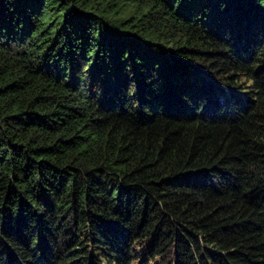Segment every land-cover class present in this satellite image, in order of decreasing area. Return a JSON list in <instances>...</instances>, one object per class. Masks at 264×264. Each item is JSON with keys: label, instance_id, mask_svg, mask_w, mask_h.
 I'll return each instance as SVG.
<instances>
[{"label": "trees", "instance_id": "1", "mask_svg": "<svg viewBox=\"0 0 264 264\" xmlns=\"http://www.w3.org/2000/svg\"><path fill=\"white\" fill-rule=\"evenodd\" d=\"M137 258L264 264V0H0V264Z\"/></svg>", "mask_w": 264, "mask_h": 264}, {"label": "rangeland", "instance_id": "2", "mask_svg": "<svg viewBox=\"0 0 264 264\" xmlns=\"http://www.w3.org/2000/svg\"><path fill=\"white\" fill-rule=\"evenodd\" d=\"M157 71L155 72V73H157V72H159L160 71V69L157 67V69H156ZM238 82H240V83H244L245 81H244V78L243 77H241V79L238 81ZM140 250H142V248H140ZM140 252V251H139ZM107 253H106V251L105 250H103L99 255H98V257L101 259V260H103V261H106V260H104L105 258H106V255ZM140 258H137V260L136 261H134V263H132V264H143V262L141 261L140 262V260H139ZM146 261V260H145Z\"/></svg>", "mask_w": 264, "mask_h": 264}]
</instances>
